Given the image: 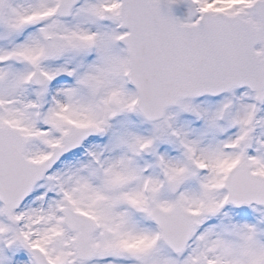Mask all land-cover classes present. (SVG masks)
I'll return each mask as SVG.
<instances>
[{
  "label": "snow or ice",
  "instance_id": "snow-or-ice-1",
  "mask_svg": "<svg viewBox=\"0 0 264 264\" xmlns=\"http://www.w3.org/2000/svg\"><path fill=\"white\" fill-rule=\"evenodd\" d=\"M0 264H264V0H0Z\"/></svg>",
  "mask_w": 264,
  "mask_h": 264
}]
</instances>
